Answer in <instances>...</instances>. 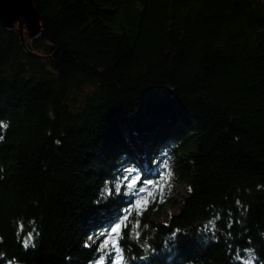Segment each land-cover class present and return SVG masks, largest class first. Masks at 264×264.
<instances>
[{
    "label": "trees",
    "instance_id": "obj_1",
    "mask_svg": "<svg viewBox=\"0 0 264 264\" xmlns=\"http://www.w3.org/2000/svg\"><path fill=\"white\" fill-rule=\"evenodd\" d=\"M33 2L40 38L0 24V264H264V0ZM97 201H132L122 253Z\"/></svg>",
    "mask_w": 264,
    "mask_h": 264
},
{
    "label": "snow or ice",
    "instance_id": "obj_2",
    "mask_svg": "<svg viewBox=\"0 0 264 264\" xmlns=\"http://www.w3.org/2000/svg\"><path fill=\"white\" fill-rule=\"evenodd\" d=\"M139 179V178H138ZM123 180H128V177H123ZM149 184L153 183V181H148ZM137 184V180H132L131 183L128 185L129 189H132L134 185ZM108 192L109 196H112L115 194L117 200L123 201V184L121 181L116 182V187L108 188L106 190ZM129 195H131V192H129ZM150 200H144L137 198L135 200V207L140 208L143 207L145 204L149 203ZM97 209L96 211L101 215L102 218H105L109 221L110 225V231L109 234L101 241L100 247L98 248V251H103L104 248L107 247H114L117 253H122V248L120 247V241L118 238H114V234L118 237L119 234L123 232L124 227H126V222L130 219V212L129 209L133 207L132 201L127 202L126 208H118L115 213H112L111 210L107 208L106 205L100 204L99 201H97ZM31 233H29V238H31ZM101 235L103 236L104 233L102 232ZM30 239H26L24 241L25 247L29 245ZM247 251L253 252L254 249H248ZM2 255V254H0ZM9 264H12L10 261ZM98 264H104L103 257L100 258L98 261ZM116 264H124V256L118 255L116 257ZM252 264H255V262H252Z\"/></svg>",
    "mask_w": 264,
    "mask_h": 264
},
{
    "label": "water",
    "instance_id": "obj_3",
    "mask_svg": "<svg viewBox=\"0 0 264 264\" xmlns=\"http://www.w3.org/2000/svg\"><path fill=\"white\" fill-rule=\"evenodd\" d=\"M0 24L8 31L17 32L24 45L26 31L32 40L42 36L40 14L33 0H0Z\"/></svg>",
    "mask_w": 264,
    "mask_h": 264
},
{
    "label": "rangeland",
    "instance_id": "obj_4",
    "mask_svg": "<svg viewBox=\"0 0 264 264\" xmlns=\"http://www.w3.org/2000/svg\"><path fill=\"white\" fill-rule=\"evenodd\" d=\"M26 36H28V32L26 31ZM142 161V159H140ZM150 181V180H149ZM153 183L149 184L147 181V184L143 185L141 190L137 192V195L135 198L144 199L146 195H148L150 192H152L153 188L155 187L157 181L151 180ZM172 198L176 201V205L171 206L167 205L162 213L156 217V219L162 223H167L169 217L177 212L179 208L181 207V203L183 199L189 194V189L183 183L182 181H174L172 185Z\"/></svg>",
    "mask_w": 264,
    "mask_h": 264
}]
</instances>
